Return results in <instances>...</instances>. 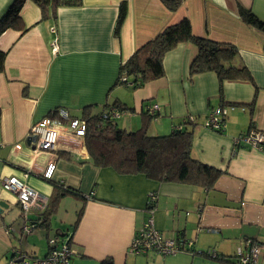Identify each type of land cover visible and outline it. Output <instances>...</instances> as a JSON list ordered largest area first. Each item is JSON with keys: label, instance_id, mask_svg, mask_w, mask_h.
Instances as JSON below:
<instances>
[{"label": "crops", "instance_id": "crops-1", "mask_svg": "<svg viewBox=\"0 0 264 264\" xmlns=\"http://www.w3.org/2000/svg\"><path fill=\"white\" fill-rule=\"evenodd\" d=\"M12 1L0 0V17ZM122 3L126 13L117 39L114 29ZM238 5L264 22V0H185L175 12L160 0H82L80 7L59 8L44 21L37 6L25 2L20 16L27 31L8 29L0 35V50L6 52L0 73V203L5 205L0 209V264L42 258L51 238L68 236L72 264H232L238 250L246 251L247 240L260 244L255 264H264V144L259 150L233 145L253 128L264 133V34L240 20ZM183 18L194 36L235 46L256 89L225 82L219 96L216 74L191 77L189 64L197 48L190 42L164 56L162 78L137 90L116 84L120 65L138 47ZM114 103L133 110L116 120L125 131L139 129L152 105L158 110L149 135L168 134L183 118L193 120L192 157L222 172L213 188L205 191L97 168L82 137L65 122L57 128L51 151H35L34 140L27 144L31 128L58 109L77 119L84 108L98 114ZM217 108L222 110L221 132L204 126ZM49 164L54 171L46 180L42 174ZM3 178H16L46 199L52 181L87 200L82 204L66 195L47 231L30 229L45 207L31 209L25 217L16 195L2 188ZM151 194L156 200L150 212ZM150 217L164 239L191 243L188 252L172 257L131 254L134 236ZM210 250L229 263L202 257Z\"/></svg>", "mask_w": 264, "mask_h": 264}, {"label": "trees", "instance_id": "trees-1", "mask_svg": "<svg viewBox=\"0 0 264 264\" xmlns=\"http://www.w3.org/2000/svg\"><path fill=\"white\" fill-rule=\"evenodd\" d=\"M27 0H13L5 13L0 17V35L8 29L24 33L20 13ZM37 6L40 21L53 18L59 8L80 7L82 0H28ZM164 7L175 12L185 0H160ZM126 8L119 6L114 35L118 39L119 28L125 17ZM240 20L264 34V22L249 10L238 5ZM190 42L197 48L195 57L189 64V75L212 72L216 74L219 83V96H222L225 82H244L256 89L253 78L245 65L239 63L238 49L229 43H220L210 39L196 37L191 32V25L187 18L175 24L166 26L151 39L138 47L129 59L119 67L116 84L127 85L131 90H137L147 83L163 77V58L179 44ZM6 52L0 50V73L4 70ZM98 114L91 113V108H84L77 118L84 122L82 135L83 147L91 163L97 168H111L121 175L141 174L147 179L159 183H181L210 191L222 172L207 166L192 157L191 145L193 139L194 121L189 117L183 118L173 125L171 131L165 135H149V125L153 119L145 113L141 119L139 129L125 131L117 126L116 120L125 112L133 111L125 105L114 103L113 107L118 117L103 118L104 109ZM55 112L53 113V115ZM66 158L67 156L59 154ZM52 193L47 199L46 206L37 223L33 225L48 230L51 218L56 212L59 202L66 196L72 195L82 204L87 200L78 192L53 183ZM83 212V206L77 211L76 222ZM75 222V223H76ZM75 226V225H74ZM69 237V236H68ZM67 243L70 245L71 238ZM187 252L186 250L180 253ZM150 253V252H149ZM147 253V254H149ZM153 254V253H152ZM202 257L209 258L206 253ZM213 259L218 263H229V260L215 255ZM100 264H113L105 260ZM232 264H236L235 257Z\"/></svg>", "mask_w": 264, "mask_h": 264}, {"label": "built area", "instance_id": "built-area-1", "mask_svg": "<svg viewBox=\"0 0 264 264\" xmlns=\"http://www.w3.org/2000/svg\"><path fill=\"white\" fill-rule=\"evenodd\" d=\"M51 50L53 53L57 52L56 40L52 41ZM157 110L158 106L152 105L147 109V113L150 116H153ZM102 116L103 118L108 116L110 118H116L118 117V114L113 107H110L107 108V112L103 113ZM63 122L67 123L68 127L75 135L82 137L84 133V122L79 119L70 118L64 109H58L55 111L54 115L52 114L51 117L43 119L31 128L30 134L36 138L34 150L45 152L54 149L58 140L57 128L61 126ZM204 126L213 132L222 131L223 117L221 108L214 110L213 114L206 119ZM263 144L264 133L257 131L254 128L246 133L240 134L233 140L235 149L246 147L249 149L259 150L262 148ZM53 171L54 166L49 164L43 174V177L46 180H50ZM1 181V185L4 190L12 192L16 195L17 202L20 204V209L25 217L31 209L33 210L38 206H46L47 199L35 190L29 188L22 181L16 178H3ZM155 200V196L151 194L148 203V210L150 212L152 211V206L154 205L153 203ZM40 214L41 212L38 213V215ZM33 225L34 224H32L29 228H34ZM25 231H28V227H25ZM68 238L69 237L51 238L48 241V252L42 258L22 257L20 262H18V259H11L6 264H72L71 257L73 255V250L67 243ZM245 246V252H242L241 249L237 251L235 255L236 264H255L261 253L260 244L247 240L245 241ZM190 247L191 243L189 242L176 239H164L153 227L152 219L150 217L142 228L137 231L130 245L129 252L133 255H144L150 252L159 256L172 257L179 254L183 250H188ZM206 254L208 257H215L212 250L208 251Z\"/></svg>", "mask_w": 264, "mask_h": 264}, {"label": "water", "instance_id": "water-1", "mask_svg": "<svg viewBox=\"0 0 264 264\" xmlns=\"http://www.w3.org/2000/svg\"><path fill=\"white\" fill-rule=\"evenodd\" d=\"M34 140V138L32 137V138H28L27 139V144H30V142H32ZM1 208H5V205L4 204H2V203H0V209ZM21 261V260H20ZM19 260H18V262H20Z\"/></svg>", "mask_w": 264, "mask_h": 264}, {"label": "rangeland", "instance_id": "rangeland-1", "mask_svg": "<svg viewBox=\"0 0 264 264\" xmlns=\"http://www.w3.org/2000/svg\"><path fill=\"white\" fill-rule=\"evenodd\" d=\"M107 108H108V106L104 108V109L106 110V112H107ZM164 135H165V134H164ZM43 174H44V172H43ZM43 174H42V175H43ZM52 174H53V173H52ZM42 233H43V232H42Z\"/></svg>", "mask_w": 264, "mask_h": 264}, {"label": "bare ground", "instance_id": "bare-ground-1", "mask_svg": "<svg viewBox=\"0 0 264 264\" xmlns=\"http://www.w3.org/2000/svg\"><path fill=\"white\" fill-rule=\"evenodd\" d=\"M31 137H33V136H31ZM34 138V143H35V140H36V138L35 137H33ZM18 203V202H17ZM18 205L20 206V204L18 203Z\"/></svg>", "mask_w": 264, "mask_h": 264}]
</instances>
